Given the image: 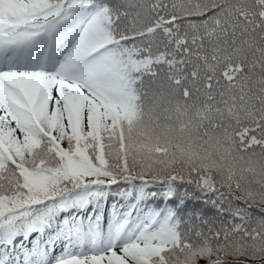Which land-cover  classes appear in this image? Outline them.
I'll return each instance as SVG.
<instances>
[{
    "label": "snow or ice",
    "instance_id": "1",
    "mask_svg": "<svg viewBox=\"0 0 264 264\" xmlns=\"http://www.w3.org/2000/svg\"><path fill=\"white\" fill-rule=\"evenodd\" d=\"M173 111L264 157V0H0V264H264L231 174L120 151Z\"/></svg>",
    "mask_w": 264,
    "mask_h": 264
},
{
    "label": "trees",
    "instance_id": "2",
    "mask_svg": "<svg viewBox=\"0 0 264 264\" xmlns=\"http://www.w3.org/2000/svg\"><path fill=\"white\" fill-rule=\"evenodd\" d=\"M185 120L175 111L166 119L146 114L125 126L120 151L129 162L149 169L210 162L217 176L226 178L231 174L233 182L240 185L242 198L249 199L253 208L264 211V157L218 147L199 137L195 129L183 130ZM183 257L181 253L178 264H184Z\"/></svg>",
    "mask_w": 264,
    "mask_h": 264
}]
</instances>
